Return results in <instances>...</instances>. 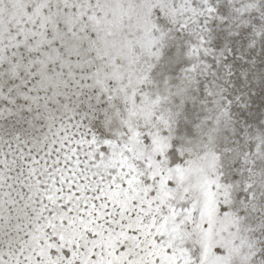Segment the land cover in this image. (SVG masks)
<instances>
[{"label": "snow or ice", "instance_id": "snow-or-ice-1", "mask_svg": "<svg viewBox=\"0 0 264 264\" xmlns=\"http://www.w3.org/2000/svg\"><path fill=\"white\" fill-rule=\"evenodd\" d=\"M0 264H264V0H0Z\"/></svg>", "mask_w": 264, "mask_h": 264}]
</instances>
